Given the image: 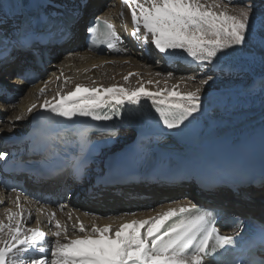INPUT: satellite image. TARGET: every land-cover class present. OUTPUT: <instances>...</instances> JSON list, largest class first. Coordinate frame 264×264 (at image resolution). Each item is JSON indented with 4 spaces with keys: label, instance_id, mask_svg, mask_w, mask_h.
<instances>
[{
    "label": "snow or ice",
    "instance_id": "1",
    "mask_svg": "<svg viewBox=\"0 0 264 264\" xmlns=\"http://www.w3.org/2000/svg\"><path fill=\"white\" fill-rule=\"evenodd\" d=\"M231 2L122 0L131 13V36L141 44L142 50L154 48L161 58L186 59L194 63L200 77L198 86L194 91L185 92L177 90L176 84L169 87L167 80L174 75L169 71L163 88H159V80L149 79L135 89L117 85L90 87L76 84L69 91H56L51 99L45 98L39 105L34 102L27 109L26 114L34 118L44 117L52 125L37 138L34 145L36 154L44 162H55L61 156L67 159L64 145L65 137L70 133L65 130L71 125L85 120L107 124L119 119L123 123L124 113H139L145 101H151V107L165 130L182 131L202 111V89L213 81L218 69L222 71L221 57L241 50L250 38L255 40L257 37V24L253 21L254 5L230 7ZM47 7L55 9L54 0H47ZM119 15L123 17L124 12ZM3 22L4 18H0V24ZM259 28L264 31V20L260 21ZM13 31L11 38L0 39V68L9 62L13 51L28 52L34 58L40 54V33L23 27ZM86 31L90 41H102L109 51L125 43L107 14L95 16L86 26ZM67 34L66 29H60L61 37ZM51 42L49 39L48 43ZM259 43L264 48V36H260ZM89 50H93L91 46ZM27 71L25 69L21 79L27 78ZM132 75L138 74L129 73L124 80ZM155 75L159 77L163 73L156 72ZM180 79L185 80L184 77ZM186 79L194 82L197 76ZM69 82L65 78L60 88L63 89ZM145 83L154 84L157 90L146 89ZM44 84L45 87L39 89L41 96L46 93L48 81ZM22 119L24 116L15 117V121ZM72 134L79 135L83 140V133ZM8 157L9 153L0 151V161ZM86 162V157L79 158L81 170ZM251 186L264 189V178ZM207 187L210 195L224 194L218 188L211 191L214 184ZM12 191H17V188L13 187ZM23 192L22 188L19 189L15 201L18 211L6 208V220L0 219V264H213L217 256L224 254L232 255L228 264H264V225L249 232L242 221L235 220L232 233L223 235L217 227L220 213L191 199L187 202L169 200L165 210L148 208L147 211L154 214L144 219H124L135 216V212L108 216L106 219L119 223L103 226L95 222L99 216L84 213L93 216L90 228L79 216L75 223H71L76 209H70L67 220L63 222L56 218L55 211L49 210L44 214L50 235L55 238L49 240L41 220L37 219L35 227L27 226L31 213L21 206L19 195ZM229 194L238 200L251 199L240 184L233 185ZM32 199L42 207L49 203L35 197ZM66 206L56 205L60 211Z\"/></svg>",
    "mask_w": 264,
    "mask_h": 264
},
{
    "label": "bare ground",
    "instance_id": "2",
    "mask_svg": "<svg viewBox=\"0 0 264 264\" xmlns=\"http://www.w3.org/2000/svg\"><path fill=\"white\" fill-rule=\"evenodd\" d=\"M245 1L247 0H232L230 7H239L237 4H241V2L244 3ZM9 2L10 0H0V18H4V21H6V19L2 12L3 6ZM106 2L107 0H88V4L84 5L83 8L77 5L82 17L73 25V38L64 48L60 49L59 53L57 52V48L54 49L56 59L48 70V73L42 77L38 84L28 88L20 80L12 78L11 75L13 76V74H10V71L15 69L16 66H11L9 69H6L5 74L0 76V82L6 83L9 89H14L23 93V95L16 100V102L18 101V103L15 102L16 104H0L1 137L9 136L13 133L20 134L28 129L32 115L26 113L28 107L32 103L35 102L39 105L43 102V99H51L56 91H69L74 88L76 84L90 87L117 85L135 89L140 86L141 82L151 79L153 81L159 80V88H163L165 87L167 73L171 71L174 75L167 80L169 87L176 84L178 85L177 90L181 92L195 90L197 85L194 84H198L199 75H197V80L194 82L187 81V77L183 76V74L191 68H195L194 70H197L196 72L198 73V69L194 63H190L186 59L161 58L154 48H150L148 50L156 61V64H150L151 62L149 59L143 57V52L140 50L141 44L138 46L139 44L136 40L128 41L130 47V49H128L129 57H98L95 54L82 51L80 46L83 43V25L88 18L92 17L94 12L102 11L100 15L107 14L112 18L123 36L125 33L128 36L132 32L131 13L128 7L122 4V0H111L110 7L106 6ZM223 2L227 3L229 0H223ZM121 11L124 12L123 17L119 15ZM76 48L77 50L74 51ZM63 52L67 54L63 55ZM228 57V55L221 57L220 68L222 71L218 69L214 73L213 81L209 82V84L202 89L203 109L197 117L192 120L202 128L199 144L197 146H189L182 142V140L171 135L161 133L154 134L149 141L159 152L174 159L182 157L191 161L196 160L198 157L205 156L208 151L213 150L215 147H234L245 141L258 144L260 150L264 151V88H262L264 74L252 76L250 73L245 72V75L252 76V80L243 88L238 87L237 82L235 83L231 80L222 81V78H232L237 72L236 68L232 66L233 64L230 65V63L227 62ZM166 59L168 61H166ZM125 61H127V63H125ZM168 62L173 63L172 67H166ZM158 67L160 69H158ZM156 72H161L163 75L157 77L155 75ZM8 73L10 75L6 76ZM61 73H63L62 76ZM129 73L138 75H132L125 81L124 77ZM239 74V76L244 79L245 75ZM57 76L60 77L59 80L56 79ZM181 77H184L185 80L181 81ZM65 78H68L70 82L65 84L64 88L61 89L60 84L64 83ZM45 81H48L46 93L44 96H41L39 95V89L45 87ZM234 85L238 88H234ZM145 88L151 91L157 90L154 84L149 85L145 83ZM143 103V108H152L151 101H145ZM18 115L24 116V119L15 121V117ZM10 121L13 123H10ZM139 137L140 134L136 132L123 134L121 137L114 139L113 144L119 149L125 147L126 143L129 141H133ZM46 187L49 188V186ZM242 190L250 194V200H238L232 195L224 196V194L210 195L207 200L221 204L227 211L235 213L236 215H252L264 221V189H255L250 186ZM134 191L144 194L147 193L148 196L154 199H160V197L162 198L163 196H183L186 190L184 188L180 190L177 187L153 190L151 192H148L147 189L136 188ZM188 191L191 195L195 196V192ZM126 192V189H122L120 194ZM112 193V191H109L108 193H103L100 199L94 201L88 200L86 208L84 209L101 212L104 209H116L134 203L126 202L124 198H120ZM3 200H5L7 204L4 208L0 209V219L6 220L5 209L11 208L13 211H16V209L14 208L15 204L9 202V199L4 198L3 194L0 193V201ZM21 206L23 209H27L31 213V216H35L36 214V221L39 219L42 221L43 225L46 224V219L40 218V208L36 209L30 204H24L23 201L21 202ZM166 207L167 206H163L155 209L160 211L165 210ZM153 214V212H147L144 215L137 214L135 216H126L124 219H144ZM75 215L79 216L86 227H91L93 218L86 217L77 211ZM75 221L76 220H74L73 223H75ZM95 222L100 226L108 223H119V221H111L108 219H96Z\"/></svg>",
    "mask_w": 264,
    "mask_h": 264
},
{
    "label": "rangeland",
    "instance_id": "3",
    "mask_svg": "<svg viewBox=\"0 0 264 264\" xmlns=\"http://www.w3.org/2000/svg\"><path fill=\"white\" fill-rule=\"evenodd\" d=\"M249 3L254 5L253 21L254 23L257 24V33H258L257 37L255 40H252L250 38V42L245 47H243L241 50H238L234 53H230L228 55L229 57L227 58V62L230 63V65L233 64L232 66L236 68L237 72L233 75L232 78H222L221 79L222 81L231 80L232 82H235V83L237 82L238 87L240 88L245 87L252 80L253 75L259 76L260 74H264V48H262L259 43L260 36H264V31H261L259 28L260 21L264 20V0H247L244 3L241 2V4H237V5L246 6ZM84 26L85 24L83 25V29H84ZM64 53L65 52H63L62 54L64 55ZM150 64H156V63H150ZM158 69L160 68L158 67ZM194 69L195 68H191L185 74H183V76H186V77L197 76L198 75V73L196 72L197 70H194ZM245 72L250 73L252 76L245 75L246 74ZM239 73H241V75L242 74L245 75L244 79L243 77L239 76L240 75ZM194 85L198 86V84H194ZM238 87L234 85V88H238ZM16 103H18V101ZM126 134H130V131L128 130Z\"/></svg>",
    "mask_w": 264,
    "mask_h": 264
},
{
    "label": "water",
    "instance_id": "4",
    "mask_svg": "<svg viewBox=\"0 0 264 264\" xmlns=\"http://www.w3.org/2000/svg\"><path fill=\"white\" fill-rule=\"evenodd\" d=\"M133 132H136V133H138L136 130L135 131H133ZM111 155V154H110Z\"/></svg>",
    "mask_w": 264,
    "mask_h": 264
}]
</instances>
